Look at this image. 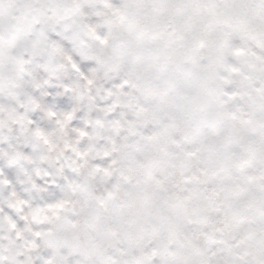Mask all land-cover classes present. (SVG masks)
<instances>
[{"label": "snow or ice", "instance_id": "1", "mask_svg": "<svg viewBox=\"0 0 264 264\" xmlns=\"http://www.w3.org/2000/svg\"><path fill=\"white\" fill-rule=\"evenodd\" d=\"M0 264H264V0H0Z\"/></svg>", "mask_w": 264, "mask_h": 264}]
</instances>
